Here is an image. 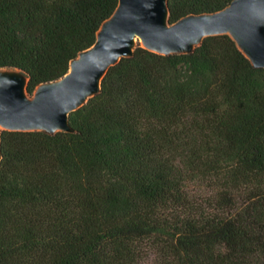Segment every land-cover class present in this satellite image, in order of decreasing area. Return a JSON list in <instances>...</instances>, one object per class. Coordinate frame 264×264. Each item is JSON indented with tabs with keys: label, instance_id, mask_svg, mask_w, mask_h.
<instances>
[{
	"label": "trees",
	"instance_id": "1",
	"mask_svg": "<svg viewBox=\"0 0 264 264\" xmlns=\"http://www.w3.org/2000/svg\"><path fill=\"white\" fill-rule=\"evenodd\" d=\"M167 2L173 23L231 0ZM117 4L0 0V69L32 95ZM68 121L0 133V264H264V68L228 34L137 44Z\"/></svg>",
	"mask_w": 264,
	"mask_h": 264
},
{
	"label": "water",
	"instance_id": "2",
	"mask_svg": "<svg viewBox=\"0 0 264 264\" xmlns=\"http://www.w3.org/2000/svg\"><path fill=\"white\" fill-rule=\"evenodd\" d=\"M218 34H228L253 66L264 68V0H231L220 10L190 13L173 23L167 0H118L94 44L70 61L64 76L39 84L31 96L22 71L0 69V133L72 132L69 113L100 91L108 68L132 56L137 41L159 54H181Z\"/></svg>",
	"mask_w": 264,
	"mask_h": 264
},
{
	"label": "rangeland",
	"instance_id": "3",
	"mask_svg": "<svg viewBox=\"0 0 264 264\" xmlns=\"http://www.w3.org/2000/svg\"><path fill=\"white\" fill-rule=\"evenodd\" d=\"M137 44H139L141 46V43L139 41H137ZM29 96H31V94H28ZM193 187V185H191Z\"/></svg>",
	"mask_w": 264,
	"mask_h": 264
}]
</instances>
